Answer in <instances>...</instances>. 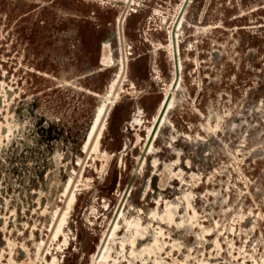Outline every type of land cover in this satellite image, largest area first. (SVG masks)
I'll return each mask as SVG.
<instances>
[{"label":"rangeland","instance_id":"rangeland-1","mask_svg":"<svg viewBox=\"0 0 264 264\" xmlns=\"http://www.w3.org/2000/svg\"><path fill=\"white\" fill-rule=\"evenodd\" d=\"M124 198L108 264H264V0H0V264H95Z\"/></svg>","mask_w":264,"mask_h":264},{"label":"bare ground","instance_id":"bare-ground-1","mask_svg":"<svg viewBox=\"0 0 264 264\" xmlns=\"http://www.w3.org/2000/svg\"><path fill=\"white\" fill-rule=\"evenodd\" d=\"M128 1L130 2V0H125V4ZM129 11H131V10H129ZM128 16H129V13H127V15L124 18H123V16H119L117 19V25L119 24V28H120L119 29L120 41H122L121 25L122 26L125 25V22H126ZM173 50H174V54H175V52H176L175 47ZM107 51H108V48L106 46L104 49V53H103V61H107V59H108ZM126 54H127L126 57L122 54L121 67L117 73V77L110 84L107 96L102 99L100 106H99L98 110L96 111V116L93 120L92 126L89 130V133H88L87 144H86V146H84V152H86L90 148L92 150H97L98 146L101 143V139H100L101 130L104 128L105 121H106L108 115L110 114L111 108L113 106V101L115 100L116 95L121 92L119 89L120 80H121L122 76L125 75V73L128 71V66L130 63L128 55H130V54H129V52ZM174 92L175 91H172V92L169 91V93L166 94L165 99L162 101V104L158 110V113L154 117L153 124H152L151 128L147 131V135L145 138V148H147L148 152L151 150V148L154 145V139L153 138L156 139V136L158 134V132H156V130H157L158 125L161 122L160 120H162V117H164L163 121L160 125V127H161L163 125L165 119H166V114L171 110V108L174 104ZM168 95L172 96L170 101H169V99H167ZM158 119H159V121H158ZM155 134H156V136H155ZM143 161L144 162L142 164V167L145 163V159ZM78 162L80 165L82 162V158H80L78 160ZM76 173H77V170L74 169L72 174H71L72 178H71L66 190L62 194V202H64L66 204L65 208L62 209L61 205H59L53 213L52 220H51L50 227H49L50 229L54 230L53 237L57 235V231L59 229V226H60L62 220L64 219V217L67 213V210L70 209L71 206L73 205V199L71 197H72V187H73V183H74V177H75ZM135 175H137L136 172H135ZM132 188H133V186H132ZM132 188L129 186L128 190L126 191L125 198L127 197V194L129 193L130 189H132ZM123 194H124V191H122V193H121V196H120L121 198H122ZM125 198L123 199V202L121 204V208L119 209V211L117 213L116 219L113 222H112V219H110L109 224L112 223V227H110V230L105 233L104 237L101 240V242H102L103 239H105L104 244L100 249L101 252L99 253V256L96 255L97 251L92 256V262L94 261L95 264H108L107 259L109 258V250H110L108 243L110 242V239L115 236V234L119 228L120 221H121V219L124 218V214H125V209H124L125 201L124 200H125ZM114 218H115V216H114ZM45 244H46V241L43 240L42 243L40 244V253L43 250ZM100 245H101V243H99L98 248L100 247ZM42 254H44V252Z\"/></svg>","mask_w":264,"mask_h":264},{"label":"water","instance_id":"water-1","mask_svg":"<svg viewBox=\"0 0 264 264\" xmlns=\"http://www.w3.org/2000/svg\"><path fill=\"white\" fill-rule=\"evenodd\" d=\"M121 43H122V41H121Z\"/></svg>","mask_w":264,"mask_h":264}]
</instances>
